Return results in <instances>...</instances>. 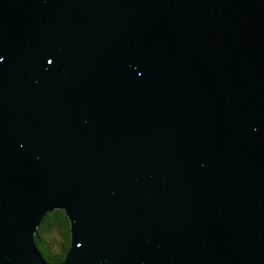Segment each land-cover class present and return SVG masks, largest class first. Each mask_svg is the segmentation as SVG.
<instances>
[{
	"label": "water",
	"instance_id": "1",
	"mask_svg": "<svg viewBox=\"0 0 264 264\" xmlns=\"http://www.w3.org/2000/svg\"><path fill=\"white\" fill-rule=\"evenodd\" d=\"M264 264V0H0V264Z\"/></svg>",
	"mask_w": 264,
	"mask_h": 264
},
{
	"label": "trees",
	"instance_id": "2",
	"mask_svg": "<svg viewBox=\"0 0 264 264\" xmlns=\"http://www.w3.org/2000/svg\"><path fill=\"white\" fill-rule=\"evenodd\" d=\"M38 250L48 264L64 262L71 247V226L66 213H48L35 235Z\"/></svg>",
	"mask_w": 264,
	"mask_h": 264
}]
</instances>
